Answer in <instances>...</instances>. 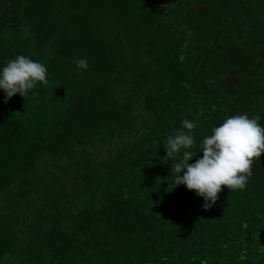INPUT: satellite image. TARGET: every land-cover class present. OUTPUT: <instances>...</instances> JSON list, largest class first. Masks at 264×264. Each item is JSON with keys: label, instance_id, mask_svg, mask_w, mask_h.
I'll use <instances>...</instances> for the list:
<instances>
[{"label": "trees", "instance_id": "1", "mask_svg": "<svg viewBox=\"0 0 264 264\" xmlns=\"http://www.w3.org/2000/svg\"><path fill=\"white\" fill-rule=\"evenodd\" d=\"M162 1L0 0V70L49 80L0 89V264H264V155L209 210L164 159L184 119L189 163L228 116L264 126V0Z\"/></svg>", "mask_w": 264, "mask_h": 264}, {"label": "clouds", "instance_id": "2", "mask_svg": "<svg viewBox=\"0 0 264 264\" xmlns=\"http://www.w3.org/2000/svg\"><path fill=\"white\" fill-rule=\"evenodd\" d=\"M75 64L78 72L89 68L87 58L78 59ZM48 83L47 67L24 55L10 59L0 70V89L6 94L5 102L17 93L26 100L37 84ZM259 121V116L250 118L247 114L228 116L203 139V156L189 163L196 156L189 149L195 146L193 133L198 125L188 119L182 120V127L168 135L164 143L165 161H175L171 167L175 186L185 185L203 197L205 210L216 204L224 187L230 192L244 190L252 176V165L264 155V126ZM240 258L245 256L242 254Z\"/></svg>", "mask_w": 264, "mask_h": 264}, {"label": "rangeland", "instance_id": "3", "mask_svg": "<svg viewBox=\"0 0 264 264\" xmlns=\"http://www.w3.org/2000/svg\"><path fill=\"white\" fill-rule=\"evenodd\" d=\"M171 2V0H164V1H162L161 3H163V4H167L168 2ZM165 2V3H164ZM179 2L180 3H182L180 0H179ZM228 4H233V5H235L234 3H232V2H229L228 0H225L224 2H222V5L223 6H226V5H228ZM190 9V8H189ZM195 9L196 10H204L205 9V6L203 5V3L202 2H199V4L198 5H196L195 6ZM188 11V10H187ZM189 11H191V10H189ZM207 15H209V16H211V18L213 19V20H216L217 19V16H215V15H212V13H211V11H210V9H208V11H207ZM223 15V14H222ZM221 15V16H222ZM226 16H224V17H222L221 18V20H219L218 22H217V24H218V26H220V27H223V25H225V23H226ZM186 49V48H185ZM204 53V49L202 48V46H199V45H194L193 46V49H192V55H200V54H203ZM105 154H104V152H102V156H104Z\"/></svg>", "mask_w": 264, "mask_h": 264}]
</instances>
